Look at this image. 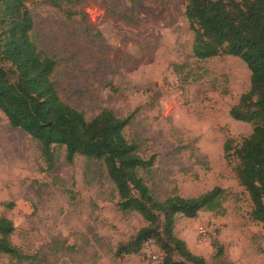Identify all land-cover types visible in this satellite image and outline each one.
<instances>
[{
	"label": "rangeland",
	"instance_id": "374dc122",
	"mask_svg": "<svg viewBox=\"0 0 264 264\" xmlns=\"http://www.w3.org/2000/svg\"><path fill=\"white\" fill-rule=\"evenodd\" d=\"M186 4L31 0V38L57 62L52 81L62 101L88 120L105 109L134 114L124 135L143 158L155 157L141 175L157 199L223 191L219 212L176 219L175 235L193 254L208 264H264V224L252 219L224 150L229 139L237 145L253 133L230 115L250 90L251 72L237 57H195ZM57 155L46 171L37 142L0 111V217L14 223L13 244L33 258L0 255V264H142L140 254L117 255L147 223L118 208L104 165L83 156L70 163L65 148Z\"/></svg>",
	"mask_w": 264,
	"mask_h": 264
},
{
	"label": "trees",
	"instance_id": "16d2710c",
	"mask_svg": "<svg viewBox=\"0 0 264 264\" xmlns=\"http://www.w3.org/2000/svg\"><path fill=\"white\" fill-rule=\"evenodd\" d=\"M30 1L0 0V111L11 127L23 130L37 142L46 171L57 166L59 148H65L70 163L83 156L104 165L119 196L118 208L139 214L147 223L131 242L119 246L118 256L140 254L144 242L154 239L165 253L164 264H208L175 235V223L179 215L196 219L203 211L219 212L223 191L215 188L195 198L174 195L164 201L157 199L141 175L151 170L155 157L143 158L140 144L129 142L124 135L134 114L119 118L105 109L88 120L62 101L52 81L57 62L40 52L31 38L34 20L28 8ZM186 2L195 57H237L251 72L250 90L230 115L252 124L253 133L237 145L229 139L224 150L250 197L252 219L264 224V0ZM53 3L59 7V0ZM14 232V223L0 217V255L18 263L33 260L13 244ZM222 255L219 250L217 256Z\"/></svg>",
	"mask_w": 264,
	"mask_h": 264
},
{
	"label": "built area",
	"instance_id": "2783aa9c",
	"mask_svg": "<svg viewBox=\"0 0 264 264\" xmlns=\"http://www.w3.org/2000/svg\"><path fill=\"white\" fill-rule=\"evenodd\" d=\"M207 230L201 229L200 234L206 237ZM142 264H164L165 253L158 247L154 239L144 242L140 253Z\"/></svg>",
	"mask_w": 264,
	"mask_h": 264
}]
</instances>
